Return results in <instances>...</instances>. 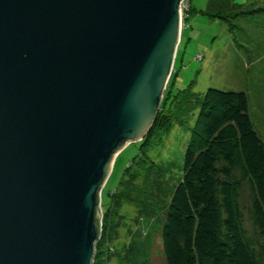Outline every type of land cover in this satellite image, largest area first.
<instances>
[{"label": "water", "instance_id": "1", "mask_svg": "<svg viewBox=\"0 0 264 264\" xmlns=\"http://www.w3.org/2000/svg\"><path fill=\"white\" fill-rule=\"evenodd\" d=\"M185 0H0V264H93L118 155L162 110Z\"/></svg>", "mask_w": 264, "mask_h": 264}, {"label": "rangeland", "instance_id": "2", "mask_svg": "<svg viewBox=\"0 0 264 264\" xmlns=\"http://www.w3.org/2000/svg\"><path fill=\"white\" fill-rule=\"evenodd\" d=\"M208 1L196 0L183 30L185 43L157 122L166 129H152L115 161L102 194L105 237L93 264H166L163 225L184 176L197 102L207 90L246 93L264 141V0H221L206 15Z\"/></svg>", "mask_w": 264, "mask_h": 264}, {"label": "trees", "instance_id": "3", "mask_svg": "<svg viewBox=\"0 0 264 264\" xmlns=\"http://www.w3.org/2000/svg\"><path fill=\"white\" fill-rule=\"evenodd\" d=\"M220 2L209 0L202 13L212 15ZM192 7L190 2L186 24ZM197 107L184 176L162 230L166 264H264V141L250 116L249 97L209 89ZM161 112L153 129H166L164 121L157 125Z\"/></svg>", "mask_w": 264, "mask_h": 264}, {"label": "built area", "instance_id": "4", "mask_svg": "<svg viewBox=\"0 0 264 264\" xmlns=\"http://www.w3.org/2000/svg\"><path fill=\"white\" fill-rule=\"evenodd\" d=\"M190 2L191 0H185L183 2V8H182V15H183V20H184V27L186 26V14L188 13L189 11V7H190ZM198 59H201V58H198ZM101 226H103V211H102V219H101Z\"/></svg>", "mask_w": 264, "mask_h": 264}, {"label": "crops", "instance_id": "5", "mask_svg": "<svg viewBox=\"0 0 264 264\" xmlns=\"http://www.w3.org/2000/svg\"><path fill=\"white\" fill-rule=\"evenodd\" d=\"M191 3H192V6H194V5H195V3H196V0H191ZM182 40H183V41L181 42V45H180V48H179V50H181L182 46H183V45H184V43H185L184 32H183ZM175 69H176V66H175Z\"/></svg>", "mask_w": 264, "mask_h": 264}]
</instances>
